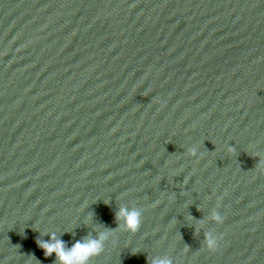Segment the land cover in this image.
Masks as SVG:
<instances>
[{
  "label": "water",
  "instance_id": "1",
  "mask_svg": "<svg viewBox=\"0 0 264 264\" xmlns=\"http://www.w3.org/2000/svg\"><path fill=\"white\" fill-rule=\"evenodd\" d=\"M53 235L264 264V0H0V264Z\"/></svg>",
  "mask_w": 264,
  "mask_h": 264
},
{
  "label": "clouds",
  "instance_id": "2",
  "mask_svg": "<svg viewBox=\"0 0 264 264\" xmlns=\"http://www.w3.org/2000/svg\"><path fill=\"white\" fill-rule=\"evenodd\" d=\"M124 219L126 226L130 231H137L141 224V213L135 209L121 207L117 212V220ZM51 239L55 240L53 235ZM103 239L101 236L100 240ZM100 240L89 239L85 242L77 241L71 248L65 249L62 240H55L54 243L38 241L45 255L50 256L53 252L57 254L60 264H87V260L93 255H99L102 251ZM217 247V245H213ZM153 264H170L167 260L154 261Z\"/></svg>",
  "mask_w": 264,
  "mask_h": 264
}]
</instances>
